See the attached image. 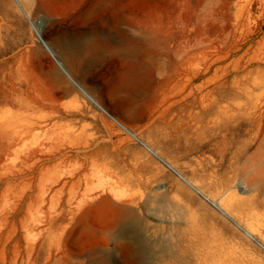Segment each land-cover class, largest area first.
I'll return each instance as SVG.
<instances>
[{
  "label": "rangeland",
  "instance_id": "1",
  "mask_svg": "<svg viewBox=\"0 0 264 264\" xmlns=\"http://www.w3.org/2000/svg\"><path fill=\"white\" fill-rule=\"evenodd\" d=\"M90 263L264 264V0H0V264Z\"/></svg>",
  "mask_w": 264,
  "mask_h": 264
},
{
  "label": "bare ground",
  "instance_id": "2",
  "mask_svg": "<svg viewBox=\"0 0 264 264\" xmlns=\"http://www.w3.org/2000/svg\"><path fill=\"white\" fill-rule=\"evenodd\" d=\"M135 31L133 32V36H134V41L138 44L145 42L147 45L152 46L153 44L156 42V29H152L150 31L147 30V32H145L144 28L141 27L140 25H135L134 26ZM158 34V33H157ZM47 46V45H46ZM48 47V46H47ZM151 47V48H152ZM49 48V47H48ZM154 48V47H153ZM58 62V61H57ZM59 68L65 72L68 76H70L66 69L64 68L63 64L59 63ZM169 73H171L170 76H168V80L167 83L173 81V79H175L177 77V73H176V64L174 62H172L169 59V62L167 64V66L165 67ZM179 68V67H178ZM173 72V73H172ZM81 92L90 100L91 103H93L99 110H104L100 104L93 98L91 97L84 89L81 88ZM203 93H201L202 95ZM201 99V98H200ZM207 100V99H206ZM199 102V101H198ZM202 103V102H201ZM205 103V102H204ZM206 105V104H205ZM204 105V106H205ZM204 108V107H203ZM115 123L121 127L125 132H127L129 135H131L133 138H135L136 140L139 139L137 133L129 128L128 126L124 125L123 123L119 122L118 120L114 119ZM251 122H249L248 124L251 125L250 127H253V124H255L256 121V117L252 115V117H250L249 119ZM242 124V123H241ZM241 124H239L241 127ZM249 134V133H248ZM104 199H108L109 201H111L112 206L113 204L115 205L117 202L116 200L114 201L112 198H104L103 195H99L98 197H96V199H94L93 202H102ZM224 202V201H223ZM221 210L222 209V201H220L219 203H215ZM117 205V204H116ZM117 211L120 215V219H121V228H120V235L123 237H128L132 240L131 245L134 249L133 251V258H134V262L136 263H140L141 260H145L147 259V257H149V249L147 248L146 243L144 242L143 238L144 236H147V234L150 232V226L147 224V222H145L142 218H140V216H138V212L136 213L135 210L131 209L130 207H126V206H116ZM118 215V214H117ZM245 231L253 237V233L246 230ZM119 233V232H118ZM128 248V247H127ZM152 258V257H151ZM105 261V260H103ZM151 261V260H150ZM100 262V261H99ZM91 264V263H90ZM99 264V263H98ZM144 264V263H143Z\"/></svg>",
  "mask_w": 264,
  "mask_h": 264
}]
</instances>
